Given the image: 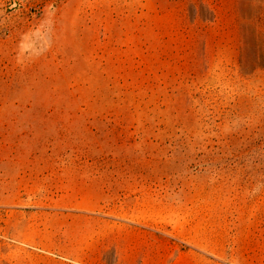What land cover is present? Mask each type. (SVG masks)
I'll list each match as a JSON object with an SVG mask.
<instances>
[{
    "label": "rangeland",
    "instance_id": "rangeland-1",
    "mask_svg": "<svg viewBox=\"0 0 264 264\" xmlns=\"http://www.w3.org/2000/svg\"><path fill=\"white\" fill-rule=\"evenodd\" d=\"M0 264H264V0H0Z\"/></svg>",
    "mask_w": 264,
    "mask_h": 264
}]
</instances>
